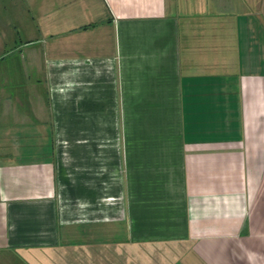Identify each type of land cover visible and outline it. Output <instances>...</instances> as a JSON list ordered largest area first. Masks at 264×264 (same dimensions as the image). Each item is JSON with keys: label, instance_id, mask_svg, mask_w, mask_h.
<instances>
[{"label": "crops", "instance_id": "1", "mask_svg": "<svg viewBox=\"0 0 264 264\" xmlns=\"http://www.w3.org/2000/svg\"><path fill=\"white\" fill-rule=\"evenodd\" d=\"M222 1L0 0V264L108 223L151 264H264V41Z\"/></svg>", "mask_w": 264, "mask_h": 264}, {"label": "rangeland", "instance_id": "2", "mask_svg": "<svg viewBox=\"0 0 264 264\" xmlns=\"http://www.w3.org/2000/svg\"><path fill=\"white\" fill-rule=\"evenodd\" d=\"M221 3V11L227 15L228 31L231 30L230 28H236V25L239 27L245 19H251L257 31L255 33L256 38L264 41V7H261L255 0H223ZM197 8L195 6V9ZM1 20L6 21L8 18L3 17ZM12 47L11 40L7 41L4 47H0V53L5 57L0 59V73H15L18 67L16 65L17 56ZM103 199L105 200V198ZM101 201L99 202L101 203ZM68 205L71 207L74 205V201L70 200ZM76 229L77 234L67 238L62 243L60 257H56L54 249H51L50 261L44 260V264H151L153 261L152 249L145 251L146 249L137 244L123 242L121 224H95L93 225V232L97 229V235L89 233L91 226L82 225ZM107 230L113 231V235ZM16 262L18 261L14 258L12 264ZM23 263L25 264V262Z\"/></svg>", "mask_w": 264, "mask_h": 264}]
</instances>
